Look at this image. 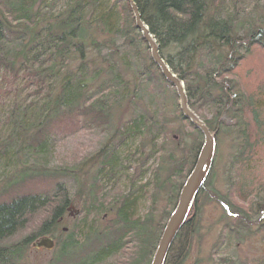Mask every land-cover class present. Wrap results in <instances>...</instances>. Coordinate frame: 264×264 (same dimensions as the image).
<instances>
[{
  "label": "trees",
  "instance_id": "16d2710c",
  "mask_svg": "<svg viewBox=\"0 0 264 264\" xmlns=\"http://www.w3.org/2000/svg\"><path fill=\"white\" fill-rule=\"evenodd\" d=\"M132 1L183 82L189 108L211 132L235 134L243 151L234 164L248 165L264 143L261 103L230 77L252 48H264V0ZM170 112L194 136L171 152L163 146ZM81 136L90 137L87 146L58 160V147ZM201 143L181 118L175 91L153 64L127 3L0 0V264H18L42 237L54 242L51 264H150ZM88 157L84 184L78 173ZM239 186L228 197H242L251 208L220 198L233 225L222 228L219 252L249 237L250 221L264 218L255 188L242 195ZM203 189L164 264L187 260L198 232L193 214L207 199ZM76 204L70 229L54 237ZM253 204L260 208L254 214ZM102 216L109 228L101 229ZM37 217L34 230L17 237Z\"/></svg>",
  "mask_w": 264,
  "mask_h": 264
},
{
  "label": "rangeland",
  "instance_id": "374dc122",
  "mask_svg": "<svg viewBox=\"0 0 264 264\" xmlns=\"http://www.w3.org/2000/svg\"><path fill=\"white\" fill-rule=\"evenodd\" d=\"M232 77V78H231ZM230 77V80L237 81L240 88L245 94H251L260 101L261 109L259 111V125L261 129H264V48L254 47L251 53L245 57V59L239 64L234 74ZM209 118V115H207ZM173 123L169 124V130L166 133L164 148L169 152L174 150V146L180 144L181 146L186 142L194 140L192 133H189V129L180 120H176L174 113L170 112L167 116ZM182 123V124H181ZM264 137V135H262ZM77 140H67L64 144L58 147L57 159L64 160V158H70L76 155L75 147L81 144V147L87 146V142L90 139L89 136H81ZM215 154L213 159L212 169L204 184V193L207 194V199L200 198L197 206V212L193 214V217H198V232L195 233L192 244H190L187 260L184 264H217L225 256L231 259V264H255L256 261L264 260V218L261 220V216L256 221H250L251 235L245 239H240L239 242L235 241L224 248L222 252L216 249L218 243V237L223 227L227 225H233V220L225 217L223 208L221 206L222 200L220 198H226L233 202L237 207L242 209L249 207L244 202L243 198H237L235 195L228 197L232 186L239 182V188L242 191V195L251 191L253 192L260 202H264V143L259 144L256 151L249 157V164L238 165L234 164V159L239 152V142L236 135L227 136L222 133L215 134ZM163 157H167V154H163ZM165 161V159H164ZM90 157L87 160L84 159L83 167H81L78 177L80 182L86 183L89 173ZM241 161V163H243ZM88 163V164H87ZM241 168V169H240ZM206 185V186H205ZM253 185V186H252ZM202 187V188H203ZM258 187V188H257ZM209 188V189H208ZM202 190V189H201ZM120 192V189H119ZM246 196V195H245ZM256 197L254 199H256ZM232 199V200H231ZM257 200V201H259ZM256 201V200H254ZM262 202V203H263ZM232 205V204H230ZM72 206V205H71ZM235 206V207H236ZM73 209L67 210L68 214L65 215L61 224L56 226L54 237L59 236V232L62 228L70 229L72 225V219L74 218V212L77 213L80 210L79 206L73 205ZM148 204L141 205V211H147ZM165 207V201H160L158 210H162ZM235 207H229V212L234 213ZM238 207V208H239ZM251 208V206H250ZM249 208V209H250ZM259 206L253 204L252 212L259 210ZM164 210V209H163ZM158 212V217H159ZM224 216V218L222 217ZM254 217V215H251ZM156 217V214L155 216ZM264 217V216H263ZM39 217L34 219L24 232L17 235V237H26L36 227ZM101 229L109 228L108 224L110 218L102 216ZM38 239V238H37ZM35 239V241L37 240ZM33 241L32 243H34ZM25 250L22 260L18 264H51L53 258V252L46 251L44 249H35L31 245Z\"/></svg>",
  "mask_w": 264,
  "mask_h": 264
},
{
  "label": "water",
  "instance_id": "95a60500",
  "mask_svg": "<svg viewBox=\"0 0 264 264\" xmlns=\"http://www.w3.org/2000/svg\"><path fill=\"white\" fill-rule=\"evenodd\" d=\"M120 1L127 3L134 20L135 28L139 31L142 40L146 43L153 64L159 70L164 81L174 89L182 119L187 121L202 136V143L198 150L195 163L179 190L176 204L164 225L150 262V264H164L174 239L183 227L192 205L212 169L216 148V132H211L203 121L189 108L183 82L171 72L159 55L158 46L150 35L148 28L141 21L136 5L132 0ZM71 209L73 207L70 205L68 210ZM31 246L35 249L40 248L50 251L54 246V242L49 237H42L32 243Z\"/></svg>",
  "mask_w": 264,
  "mask_h": 264
},
{
  "label": "bare ground",
  "instance_id": "6f19581e",
  "mask_svg": "<svg viewBox=\"0 0 264 264\" xmlns=\"http://www.w3.org/2000/svg\"><path fill=\"white\" fill-rule=\"evenodd\" d=\"M134 3V2H133ZM144 24V23H143ZM145 25V24H144ZM146 26V25H145ZM147 27V26H146ZM137 30V29H136ZM138 31V30H137ZM149 31V30H148ZM139 32V31H138ZM151 35V34H150ZM152 36V35H151ZM153 37V36H152ZM153 39H154V37H153ZM155 40V39H154ZM155 43H156V41H155ZM146 44V43H145ZM157 44V43H156ZM147 46V45H146ZM158 46V45H157ZM148 48V47H147ZM158 49H159V47H158ZM149 51V50H148ZM160 55V54H159ZM160 73V72H159ZM161 75V74H160ZM162 77V76H161ZM163 79V78H162ZM164 80V79H163ZM177 104H178V100H177ZM181 115V114H180ZM182 118V117H181ZM184 121V120H183ZM187 122V121H186ZM40 249V248H39Z\"/></svg>",
  "mask_w": 264,
  "mask_h": 264
}]
</instances>
